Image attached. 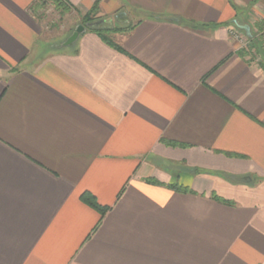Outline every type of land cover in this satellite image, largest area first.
<instances>
[{"label":"crops","instance_id":"crops-1","mask_svg":"<svg viewBox=\"0 0 264 264\" xmlns=\"http://www.w3.org/2000/svg\"><path fill=\"white\" fill-rule=\"evenodd\" d=\"M96 1L132 27L40 49L44 5ZM263 13L0 0V264H264V66L233 32Z\"/></svg>","mask_w":264,"mask_h":264},{"label":"rangeland","instance_id":"rangeland-1","mask_svg":"<svg viewBox=\"0 0 264 264\" xmlns=\"http://www.w3.org/2000/svg\"><path fill=\"white\" fill-rule=\"evenodd\" d=\"M40 21L44 28L43 36L40 39V49L42 51H54L57 50L56 45L60 44L63 39V34H70L77 24L84 23L83 16H79L76 13L61 11L56 9L53 4H46L40 10ZM264 14V13H263ZM99 19V15L95 14ZM259 19L261 24L259 27H254L252 23H246L249 27L250 35H253L252 40H249L244 30H233L234 34L238 37L237 40L240 43L241 48L244 50L247 56L253 57L257 64L264 66V15ZM114 25H117V22ZM238 25V23H237ZM110 32H105L104 35L108 36ZM263 45V50L261 49ZM63 50V49H62ZM259 62V63H258Z\"/></svg>","mask_w":264,"mask_h":264},{"label":"trees","instance_id":"trees-1","mask_svg":"<svg viewBox=\"0 0 264 264\" xmlns=\"http://www.w3.org/2000/svg\"><path fill=\"white\" fill-rule=\"evenodd\" d=\"M56 0H53V2L55 3ZM97 5H98V2L96 1L94 4H93V8H91V10H89L88 12H86L84 15H83V20H84V23L83 25L86 26V30L87 31H95L97 33H99L100 35H103L104 36V33L107 32H111V31H127L129 30L132 26L131 25H128V26H125V27H120V28H104L102 25H92V26H88L87 23H92V22H95L99 19H97L95 16L96 14V8H97ZM82 24V23H81ZM253 35H250L249 36V40H252V37ZM264 42V40H263ZM61 49H65V48H61ZM59 49V50H61ZM261 49L263 50V45L261 47ZM81 198L87 203L89 204L90 206H92L93 208L97 209L101 214H103L106 210L105 207L99 205L95 200L94 198L88 194V193H83L81 195Z\"/></svg>","mask_w":264,"mask_h":264},{"label":"water","instance_id":"water-1","mask_svg":"<svg viewBox=\"0 0 264 264\" xmlns=\"http://www.w3.org/2000/svg\"><path fill=\"white\" fill-rule=\"evenodd\" d=\"M126 18L125 13L124 12H119L116 15V19L122 21ZM169 20H173V21H177V18L174 17H167ZM107 21H111V18H106V19H99L95 22L92 23H87L88 26H92V25H100L103 22H107ZM239 28L244 30L246 35L249 37L250 36V32H249V27L247 25H239ZM86 31V26L83 24H77L76 27L74 28V30L69 34V36L60 44L56 45V48H64V47H68L71 46L72 44H74L77 39L79 38V36L84 33Z\"/></svg>","mask_w":264,"mask_h":264}]
</instances>
